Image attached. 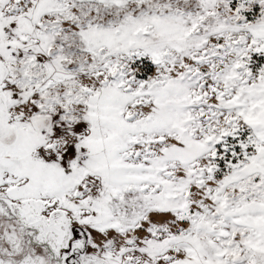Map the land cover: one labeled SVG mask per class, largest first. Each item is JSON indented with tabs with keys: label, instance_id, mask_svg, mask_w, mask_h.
<instances>
[{
	"label": "snow or ice",
	"instance_id": "obj_1",
	"mask_svg": "<svg viewBox=\"0 0 264 264\" xmlns=\"http://www.w3.org/2000/svg\"><path fill=\"white\" fill-rule=\"evenodd\" d=\"M0 264H264V0H0Z\"/></svg>",
	"mask_w": 264,
	"mask_h": 264
}]
</instances>
